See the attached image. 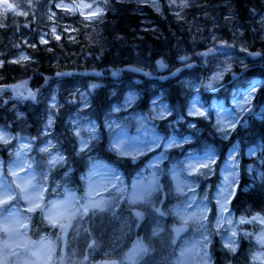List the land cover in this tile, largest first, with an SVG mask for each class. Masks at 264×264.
<instances>
[{"label": "rangeland", "instance_id": "374dc122", "mask_svg": "<svg viewBox=\"0 0 264 264\" xmlns=\"http://www.w3.org/2000/svg\"><path fill=\"white\" fill-rule=\"evenodd\" d=\"M134 1L138 2V0ZM16 2H18V0H0V10L8 11L12 16L25 17L27 9L20 6V4L18 5ZM59 2H61V0H51V3L50 0L47 2L43 0L41 1L39 21H37V31L34 33H24L25 36L17 35L14 37L15 45L13 49H11L9 59L5 57L6 55L1 53L0 50V61H3V63L0 64V71L3 70L7 64H28V61H21L20 63H12L11 61L19 59L21 53L27 55L26 49L31 47L32 44L39 45L41 36H43L45 40L53 38L51 35V29L53 27L56 28L57 34H59L60 37L63 36L66 40L73 41L79 31H81V28L72 21H67L69 19H63V16H67V18H70L71 16L76 17L77 23L85 25L86 28L93 22L86 21L84 17L79 14V11L70 13L63 8H56L55 4ZM62 2L64 4H71L75 3V0H62ZM86 2L92 3L93 0H86ZM97 2H99V0H97ZM158 3L161 8L160 13L154 10L152 0H145V2L140 3L148 4L152 7L153 13L158 15V19L156 20L144 19L142 29H144L145 32L157 33L160 27L154 25V22L166 19L167 17L169 21L173 20L174 28H172V30L174 32L172 33V36L175 38L176 43L179 44V47L176 49L178 57L185 56L186 48L190 43L192 45H197L198 43L201 44L203 49H201L200 53L205 52L207 48L210 47L220 49L222 46L213 41V36L216 37L217 40L226 41L228 45L232 46L231 49L227 52L217 51L210 54L207 58V63L204 62V58L196 55V60H188L187 63H199L200 65L198 67L183 73L178 79L168 83L155 82L150 84L146 89V95L142 88L138 87H141L142 82L145 80L135 79L132 76L123 75L119 72L118 79L110 81L112 88H109L108 92L110 93L112 100L108 105L109 107H106L105 109H101L103 107L101 104L99 105L97 102L92 101L93 95H96L98 89L106 84L103 83V81H97L95 78L81 79L76 76L68 81L57 80L50 93L35 100L33 103L38 107V112L40 113V121L35 126L34 131H31L32 125L26 119L25 114L20 112L19 108L14 107L12 109L11 107L9 109L10 119L8 125H5L3 122L0 123V129L8 131L12 135V139L8 145L0 144V161L4 162L3 170L5 174L7 173L9 161L16 159L15 151L17 148L21 144H31V151H22L25 152L26 158L35 161L33 167L37 173H47V180L44 182L47 186L45 202L63 199L65 196V189L74 193L77 197L84 195L86 181L82 180L81 176L87 174L89 170V157L94 158L95 161H101L110 169L115 170L120 177L124 189L123 194L112 193L111 188H109L107 192L101 193L102 196L109 197L111 211L108 209H105L102 213L98 211L96 216L101 217L108 214L114 227L109 233L107 231L105 237L103 236L97 240L94 238L90 240L89 245L91 247L94 245L95 254H86V256L80 258L78 255V242L70 243L71 246L67 243V236L69 234L75 233V235H81L84 231H87V228L83 226L85 217H80L76 222L74 221L73 228H70L67 234L61 235L63 247L61 253L58 254V250L54 245L56 244L55 240L59 238L49 237L46 234L51 235L50 232H44L41 229H38L37 226H34L31 216V220L28 221L26 230V243H39L43 237L46 241L51 242L53 240V242H51L52 247L45 251L43 256L32 251L31 243L28 244L27 248H16L15 252L17 255L11 256L13 258L16 257L18 261L36 259L38 264H40L41 261L43 264H102L104 260H118L120 264H129L128 253L135 246L137 241H140L143 243L146 251L137 254L135 264H143L147 262L149 264H177L178 259H182L184 264H200V257L195 251L190 252L185 258L180 257L182 249H190L191 246L200 239V233L203 229L199 228L198 225H193L189 222L183 231L179 233L173 232V227H178L180 224L178 217L173 214V209L187 202L188 196L191 193L188 188H185L183 192L176 191V182L169 169L172 164L184 160L185 155L189 152L202 153L206 149H211L216 157V165L214 166L213 171L208 175H201L194 178V194L196 201L189 211L193 210L195 204L203 200L204 204L210 209L207 214L208 219L205 223V227L210 233L211 227L213 228L210 237L211 240L215 236L219 238V259L223 261V264H239L228 257L229 254L232 255L234 253L228 252L223 246L224 242L221 239L222 235L224 237L230 235L229 225L226 223L222 224L219 234H217V229L215 227V214L217 210L216 194L223 182L224 175L227 174L230 169L228 154L232 151L234 146L237 149V145L227 147L225 153L221 155V147H224L225 144L229 142L231 135L225 140L217 134L215 128L212 127V124L215 122L214 115L211 120L206 121L187 117L186 112L192 96L197 93H199L201 104H203L206 109L211 110L214 101L221 106L216 110L223 111L234 108L231 99L233 89L246 87L247 83L250 82V79L244 80L243 76H238L239 72H243L241 61H243L244 65H247V69L252 64L259 62L262 64L264 62L261 59L264 57V54H262L260 50L251 51L248 48L249 41H251L253 43L258 42L262 44L264 49V21L261 19L264 17V12L257 13V16L251 20V22L255 24H253L250 29L254 32L257 31V33L252 34L251 36H246L240 27V21L232 12L230 0H221L218 6L227 7V10L225 11L226 15L221 17L224 21L225 29L229 30L228 35L226 36L224 33L225 29L219 26L221 21L210 19L211 17L205 15L207 12L204 10H200V14L196 13L197 11H194L192 12V16H190L188 9L201 8L200 4L193 0H188L187 8H170L168 0H161V2L158 0ZM161 3L166 4V11H168V14L164 13L165 10L162 8ZM177 3H179V0H177ZM174 12L180 13L179 19L174 15ZM53 13L55 15H53ZM197 18L199 21H197ZM65 29H68V31H65ZM73 29H75V31H73ZM91 34L92 32L87 34L88 38H92ZM94 44L100 46L98 53L104 55L102 45L97 41H94ZM242 47L247 48V53L250 51L260 52V59L258 61L255 60L250 62L246 55L247 53L241 50ZM193 49H195V47H193ZM140 51V49L135 50V54L132 56L134 61L132 65L155 70V61L149 57H145ZM226 57L231 58L229 62L232 64V71L237 73L236 80H232L231 74L226 73L223 86L218 88L215 92H206L202 87L190 88L183 83L185 80H195L196 83H199L201 78L210 76L211 73L216 70V64L223 63ZM82 63L84 64L85 60L82 61ZM178 63L181 62L178 60ZM91 84H96L98 87L94 89L90 88L89 85ZM81 94H83V99L81 98ZM128 94L134 96L130 105L122 107L118 112L112 111L114 105H124L125 98ZM53 95L56 97L55 103L57 104V107L52 109L54 122L52 127L47 130L49 135L44 136L41 135V133L44 131V124L47 122L49 114L48 106L52 102L51 97ZM154 98L157 99V108L162 100L164 104L173 109V114L167 116L165 120H150L148 122L149 126H154L156 133L162 137L167 138L171 135H175L177 138L191 136V140L190 142L183 144L182 147L166 150L154 148L151 151L144 152V154L140 155L135 160L128 157L131 161V166H129L130 168L127 170V174L120 172L118 168L102 159L101 150H106L115 154L114 151L109 150V144L114 138H116L114 134L118 131L117 128H113L112 133L110 134L109 127L105 124V119L107 118L109 120H117L127 123L129 136H134L137 134L135 117L149 116L151 109L153 108L152 101ZM85 101L88 104L87 108L83 107ZM177 114L185 116V119L180 123H172L171 127H169V123L177 119ZM247 114L248 113L243 114L241 120H243ZM91 122H95L100 138L96 141L95 147H93L90 152H86L83 155H77L75 149L78 147V138L74 135L75 128L81 127V135L86 136L87 133L82 130L83 125L90 124ZM188 122L194 123L195 127L189 128ZM64 129H66V132L58 136L57 133H62ZM33 137H37V139L33 141ZM47 139H51L53 143L57 145V148L62 155L66 157L65 164L59 165L51 170L48 169L47 154L38 151V148L42 146ZM103 144L105 145L104 147ZM162 152L164 158L159 161L158 166L160 171L156 173V179L158 180L160 189L152 193L150 202L129 204L128 195L131 193L133 185L145 183L152 179L153 169L149 167V161L160 156ZM254 154L255 151L252 150V154L249 155L248 150V156H253ZM233 156L238 165L236 152ZM74 166L83 167V172L80 174V181L78 180V183L70 178L71 171L75 169ZM66 173L67 175H65ZM20 174L23 175V173ZM182 177L187 179L190 184L193 183V177L188 176L187 173H183ZM6 178L8 180L12 179L10 176H7ZM80 185L83 186L82 191H80ZM109 193L112 194L110 195ZM161 201H163V203H161ZM122 202L125 204V208L123 207ZM153 207L161 208L166 214L163 217H158L154 213ZM24 208V202L21 201L20 210L23 211ZM229 209L233 217L230 205ZM135 211H141L143 214V219L139 221V226L133 215ZM113 212L116 213L115 217L113 216ZM225 215H228V213H225ZM260 215L264 216V213ZM93 216L94 215H92V217ZM244 224L250 225V230L253 232L246 231V233H249L250 235L245 237L252 240V249L258 248L253 252L251 250V253L264 252V247H262L256 239V235L264 229V224H261L258 220L255 222H245ZM235 226L237 228V225ZM154 228L159 229L155 234H153ZM31 230H35L37 233H34V235L32 233L30 234ZM22 231L24 230L22 229ZM208 232H205L204 234L208 235ZM6 239V236L0 233V240ZM236 239L239 244L238 235ZM173 240H175V242H173ZM210 245L211 243L207 249L210 257L209 264L218 263L219 260L216 262L210 252ZM21 255H23L25 259L23 258L21 260ZM8 258L11 257L8 256ZM18 261L14 264H17ZM249 264H262V261L261 259L255 261L252 259Z\"/></svg>", "mask_w": 264, "mask_h": 264}, {"label": "snow or ice", "instance_id": "6c2138e0", "mask_svg": "<svg viewBox=\"0 0 264 264\" xmlns=\"http://www.w3.org/2000/svg\"><path fill=\"white\" fill-rule=\"evenodd\" d=\"M139 3L145 2V0H138ZM51 3V0H50ZM169 7L187 8L188 0H168ZM152 6L158 13L161 12L158 0H152ZM56 8H63L67 12L73 13L79 11V14L84 17L86 21H97L102 20L104 12L108 7V0H93L92 3L86 2V0H75V3L64 4L61 2L55 4ZM53 15H55L53 13ZM174 15L179 19L180 13L174 12ZM52 18V16H51ZM264 21V17L261 18ZM68 31V29H65ZM75 31V29H73ZM51 35L56 41H60L61 37L57 34L55 27L51 29ZM213 41L219 43L222 47L217 49L215 47L207 48L205 52L197 53L196 55L204 58V62L207 63V58L210 54L217 51L227 52L231 49V45H228L226 41L217 40L216 37H212ZM48 41L43 36L40 37V43L46 44ZM35 47V45H32ZM242 51L247 53V48L242 47ZM48 51H51L49 48ZM252 57H259L261 53H248ZM177 59L187 68H192L194 65L187 63L190 59L188 56H179ZM231 58L226 57L223 63L216 64V70L206 78H201L199 83L195 80H185L183 83L190 88L202 87L204 91L215 92L218 88L223 86V81L226 73H230L232 80L237 79V73L232 71V64L229 62ZM31 57L20 54L19 59L11 61L12 63H20L21 61H30ZM3 61H0L2 64ZM156 65L160 69L167 67L163 60H157ZM242 70H247V65L241 61ZM131 72L142 73L144 76H151L150 72L144 71L139 67H130L127 69ZM181 69H176V72L171 75H176ZM64 75H70L69 73L57 72L56 76L61 77ZM112 75L115 77L118 75V71H113ZM47 83V78L45 79ZM27 82L21 81L15 85H0V89L10 88L13 95L20 99H30L35 101L37 98V92L26 87ZM264 81L252 80L247 83L246 87L235 88L232 91L231 99L234 104V108L226 110H216L221 106L215 101L213 102L212 109H206L199 100V93L192 96L189 107L187 108L186 116L194 119L211 120L215 118V122L212 127L215 128L217 134L222 139H228L233 132H237L240 125L246 123L241 120L243 114L248 113L249 115L256 116L258 118H264V107L258 113L254 108V100L258 91H264ZM90 88H96L98 85L91 84ZM83 99V94H81ZM134 99L132 94H128L125 98L124 105H114L112 111L118 112L122 107L130 105ZM56 97H51V103L49 104V114L47 122L44 124V131L41 135L48 136V129L53 125V113L52 109L57 107L55 103ZM153 108L151 109L149 116L135 117L137 123V134L129 136L128 124L122 121L105 119V124L109 127L110 134L113 128H117L118 131L114 134L116 138L109 144V150L114 151L119 157H131L135 160L144 152L151 151L154 148H161L162 150L182 147L183 144L190 142L191 136H184L177 138L175 135L168 136L167 138L160 136L156 133L154 126H149L150 120H165L167 116L173 114V109L168 105L164 104L161 100L159 107L157 108V99L154 98L152 101ZM84 108L88 107L87 102L83 104ZM19 115V114H18ZM185 119V116L177 114V119L169 123L171 127L172 123H180ZM189 128H194L195 125L192 122H188ZM83 132L87 133L86 136L81 135V127H76L74 135L78 138V147L75 149L77 155H83L86 152H90L95 147L96 141L99 140V132L97 131L95 122L83 125ZM12 139L10 132L0 129V144L8 145ZM37 137H33L35 141ZM32 150L31 144H21L15 151L16 159L9 161L7 167V173H4L3 163L0 161V233L6 236V240H0V264H9L8 256L17 255L15 252L16 248L28 247L31 243L32 251L40 256L52 247L50 241H46L45 238H41L39 243L27 242L26 243V230L28 221L31 220V214L39 210L42 216V223H47L48 226L58 228L60 234H67L70 228H73V222L77 221L80 217H86L91 212L92 215L96 213L104 212L105 209L111 211V204L109 197L102 196V192H107L109 188L112 189V193H124V189L120 180L119 175L115 170L110 169L107 165L101 161H95L94 158L89 157L88 172L81 176V179L86 181V188L84 195L77 197L74 193L69 192L65 189V196L63 199L50 200L45 202V192L47 186L44 183L47 180V173H37L33 164L34 160L26 158L25 152ZM41 153H46L48 156L47 165L48 169L51 170L59 165L66 163V157L58 150L57 145L53 143L51 139H47L42 146L38 148ZM236 152L234 146L232 151L228 154V161L230 163V169L227 174L224 175L223 182L219 187L216 194V214H215V227L217 234L222 224L226 223L229 225L230 235L227 237L221 236L223 246L230 253H235L237 250L238 230L236 224L245 222L259 221L264 224V216L260 214L254 215L251 219L241 217L238 221L233 220L230 213L229 205L232 200L236 197V192L239 187L238 182V165L234 159L233 154ZM252 154V149L249 150V155ZM164 158L163 152L160 156L155 157L149 161V167L153 169L152 179L141 184H134L131 193L128 195L129 204H137L138 202H150L152 193L160 189L158 180L156 179V173L160 171L159 161ZM264 164V159L261 160ZM216 165V157L211 149H206L202 153L189 152L185 155L184 160L172 164L169 171L172 174L173 179L176 182V191L183 192L185 188H188L190 195L188 196L187 202L183 205L173 209V214L178 217L180 224L179 226L173 227V232L179 233L187 227L189 222L193 225H198L199 228L203 229L200 233V239L196 241L190 249H182L180 253L181 258H185L190 252L195 251L200 257V264H209L210 257L208 255V246L211 243V233L205 227V223L208 219V212L210 209L204 204L203 200L195 204L193 210V204L196 201L194 194V178L201 175H208L214 169ZM248 170L252 171L253 166L249 165ZM20 173H23L21 175ZM183 173H187L188 176L193 177V183L182 177ZM67 175V173L65 174ZM10 176L12 179L8 180L6 177ZM258 176L264 180V173H259ZM112 193H109L110 195ZM24 202L25 208L23 211L20 210V203ZM163 203V201H161ZM154 213L158 217H163L166 212L161 208L153 207ZM228 213V215H225ZM116 213L113 212L115 217ZM133 215L136 218L137 225L139 221L143 219L141 211H135ZM22 229L24 231H22ZM158 228L153 229V234L158 232ZM208 232V235L204 233ZM244 236H249V233H243ZM257 242L264 247V229L256 235ZM175 242V240H173ZM146 251L143 243L137 241L135 246L128 253L129 264H135V259L138 253ZM253 261L261 259L264 264V252L253 253ZM18 264H38L36 259H27L18 261ZM40 264H43L41 261ZM177 264H184L182 259L177 260Z\"/></svg>", "mask_w": 264, "mask_h": 264}, {"label": "trees", "instance_id": "16d2710c", "mask_svg": "<svg viewBox=\"0 0 264 264\" xmlns=\"http://www.w3.org/2000/svg\"><path fill=\"white\" fill-rule=\"evenodd\" d=\"M41 1L42 0H18L16 3L27 9L25 17L12 16L8 11L0 10V50L8 59L11 49H13L15 45L14 37L17 35L25 36L24 33H34L37 31ZM43 1L47 2L48 0ZM193 1L199 3L201 8L188 9L190 16H192V12L194 11L200 14V10H204L207 12L205 15H209L211 17L210 19L220 20L221 23L219 26L225 29V24L221 17L226 15L225 11L227 7L218 6L221 0ZM161 4L162 8L165 10L164 13L168 14V11H166V4ZM230 7L236 18L240 21V27L246 36L257 33V31L254 32L250 29L253 24H255L252 23L251 20L257 16V13L264 12V0H230ZM157 17L158 15L153 13L152 7L148 4H140L134 0H108V7L104 12L103 19L93 21L87 28L85 25L77 23L76 17L71 16L67 18V16H63V19H69L67 21H72L81 28V31H79L75 39L69 41L62 36L60 41L49 38L46 44H32L35 45V47L31 46L26 49L28 56L31 57L28 64H7L6 67L0 71V85H14L18 82L26 81V87L37 92L36 100H38L51 92L54 83L57 81L54 78V74L58 71H88L99 69L103 71L104 76L107 74V78H105L106 84L98 89L96 95H93L92 100L99 105L101 104L103 106L101 109H105L109 107L108 105L112 100L108 92L109 88H112L109 74H111L113 70L120 72L125 65L131 64L133 61L132 56L135 54L136 49H140L142 55L151 58L153 61L163 58L170 62H177L178 56L176 49L179 47V44L176 43L175 38L172 36L174 32L172 30V28H174L173 20L169 21L167 17L166 19L154 22V25L160 27L157 33L145 32V30L142 29L144 19L156 20L158 19ZM197 21H199L198 18ZM224 31L227 36L229 30L225 29ZM89 32H92V38H88L87 34ZM94 41L102 45L104 55L98 53L100 46L95 45ZM249 42L248 48L253 51L260 50L264 54L262 44L258 42ZM193 47H195V49H193ZM49 48L51 51H48ZM201 49H203L201 44L192 45L190 43L186 48L185 56H188L190 58L189 60L194 61L196 60V54L200 53ZM84 60L85 63L83 64L82 61ZM121 73L123 75L132 76L135 79L145 80L142 82L141 87H138L142 88L146 95V89L149 86L146 77L135 76L134 74L125 72ZM247 76L264 78V67L261 65H254L248 70ZM46 78L47 83L45 82ZM68 80L69 79H62V81ZM33 103V100L20 99L14 96L10 88L0 89V123L3 122L5 125H8L10 119L9 109L11 107L12 109L17 107L20 109V112L25 114L26 119L32 125L31 131H34L35 126L40 121V113L38 112V107ZM253 104L255 111L259 113L261 108L264 107V91L257 92ZM243 121L246 123L240 125L238 131L233 132L229 142H227L224 147H221V151H224L226 147L234 144L238 145L237 157L239 158V169L237 179L239 187L235 199L231 202L234 222L238 221L241 217L251 219L256 214L264 213V180L258 176V172L264 173V164L261 163V160L264 159V118H258L247 114ZM64 132H66V129H64L62 133L58 132L57 134L60 136ZM104 146L103 144V147ZM247 149H254V156L248 157ZM101 154L104 161L127 174V170L130 168L129 166H131V161L128 158L119 157L106 150H101ZM249 165L253 166L252 171L248 170ZM74 168L70 178L77 181L80 167L74 166ZM82 190L83 186L81 185L80 191ZM122 204L125 208V204L123 202ZM31 216L34 226H37L38 229L44 232L59 230L58 228H50L47 223H42V216L39 210L32 213ZM111 222V218L108 214L101 217L96 215L92 217L90 213L85 217L83 226L87 228V231H84L81 235L72 233L70 236L74 242H78V255L80 258L86 256V254H95L94 245L92 247L89 245L90 240L93 238L97 240L103 236L105 237L107 231L109 233L114 227ZM236 225L239 236V253H237L236 258L240 260V257H242V261L248 263L249 257L243 255L241 252L246 249V246L252 243V241L250 243L244 242L246 237L243 235L246 231L252 232L250 230L251 226L244 223ZM212 231L213 228L211 227V234ZM31 233L34 235V233L37 232L31 230L30 234ZM57 234L58 238L62 235L60 233ZM218 249L219 238L215 236L211 240L210 252L216 262L219 259ZM57 253L60 254L59 251ZM233 261L237 262L238 260Z\"/></svg>", "mask_w": 264, "mask_h": 264}, {"label": "water", "instance_id": "95a60500", "mask_svg": "<svg viewBox=\"0 0 264 264\" xmlns=\"http://www.w3.org/2000/svg\"><path fill=\"white\" fill-rule=\"evenodd\" d=\"M248 56L249 57H251V58H253V59H255L254 57H252L251 55H249L248 54ZM164 62V61H163ZM157 66V65H156ZM195 66V65H194ZM130 67H135V66H126L125 68H124V70H127L128 68H130ZM178 69H181L176 75H167V76H165V77H163V78H161L160 79V81L161 82H165V81H167L168 79H174V78H176V77H178L179 75H180V73L181 72H183V71H185V70H190L191 68H187V67H185V66H183V67H181V68H178ZM168 70V66L166 67V68H164V69H160V68H158L157 67V71L159 72V73H164V72H166ZM128 71V70H127ZM176 72V71H175ZM62 73H69L70 75H64V76H61V77H70V76H72V75H76L77 74V72H74V71H67V72H62ZM134 73H136V74H142V73H137V72H134ZM89 75L90 76H100V73H95V72H91V73H89ZM56 78H60V77H57V76H55ZM113 79H116L117 78V76H113L112 77ZM103 264H118L116 261H106V262H104Z\"/></svg>", "mask_w": 264, "mask_h": 264}, {"label": "flooded vegetation", "instance_id": "af4514ba", "mask_svg": "<svg viewBox=\"0 0 264 264\" xmlns=\"http://www.w3.org/2000/svg\"><path fill=\"white\" fill-rule=\"evenodd\" d=\"M170 65V71H168V73H171V72H173L177 67H179L180 65H178V64H169ZM83 72V71H82ZM104 72H107V71H104ZM148 72V71H147ZM157 74H151V76H148L151 80H153V81H155V82H157L158 81V78H156L157 76H156Z\"/></svg>", "mask_w": 264, "mask_h": 264}]
</instances>
